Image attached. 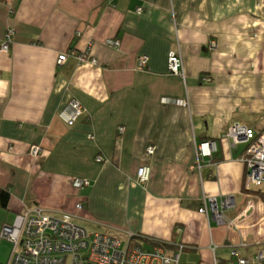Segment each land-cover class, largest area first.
Masks as SVG:
<instances>
[{
	"label": "crops",
	"instance_id": "0c3cea01",
	"mask_svg": "<svg viewBox=\"0 0 264 264\" xmlns=\"http://www.w3.org/2000/svg\"><path fill=\"white\" fill-rule=\"evenodd\" d=\"M11 29L0 51V264L14 248L3 226L34 206L90 233L134 234L147 250L149 238L169 255L200 249L205 264L264 249V186L247 188L248 145L227 136L234 122L264 130V0H0V47ZM171 52L183 74L170 71ZM74 101L84 115L70 126L61 113ZM208 139L217 150L201 158Z\"/></svg>",
	"mask_w": 264,
	"mask_h": 264
},
{
	"label": "built area",
	"instance_id": "2783aa9c",
	"mask_svg": "<svg viewBox=\"0 0 264 264\" xmlns=\"http://www.w3.org/2000/svg\"><path fill=\"white\" fill-rule=\"evenodd\" d=\"M14 34L11 29L6 41L1 45L0 51H8ZM111 44L115 41L109 40ZM73 55L81 61L88 60V55L73 51ZM69 53L59 56V63L68 60ZM87 56V57H86ZM97 62L96 59H92ZM148 58L144 56L141 64L146 66ZM169 69L172 73L183 74L181 58L175 52L169 56ZM166 103H174L186 106L188 103L180 98H163ZM84 115V109L80 101H74L66 108L61 116L70 126H74L79 118ZM233 141V145L247 143V156L245 160L249 164L246 179L247 188H260L264 186V131L257 134L252 125L243 122H234L227 133ZM40 148H33V153H38ZM217 150L216 140H208L196 145L199 157H213ZM148 153H154V147H148ZM102 161V157H98ZM150 166H141L138 170V179L144 184L150 180ZM75 186L81 188L89 185L90 181L76 178ZM82 205L79 204V207ZM209 211L207 206L200 211ZM220 222H224L223 214L216 211ZM1 235L10 240L13 245V256L10 264H180V252L169 255L166 251L156 246L147 250L142 244L134 242L135 235H128L126 239L110 233L97 231L92 234L86 227L78 223L73 215L62 213L52 214L39 206L28 207L17 214L13 224L3 226ZM201 248V247H200ZM205 250V247L202 248ZM89 251V255L85 253ZM234 259L223 264H264V249L253 257H241L236 251ZM214 264H220L217 258Z\"/></svg>",
	"mask_w": 264,
	"mask_h": 264
},
{
	"label": "rangeland",
	"instance_id": "374dc122",
	"mask_svg": "<svg viewBox=\"0 0 264 264\" xmlns=\"http://www.w3.org/2000/svg\"><path fill=\"white\" fill-rule=\"evenodd\" d=\"M144 247H148L146 244H143ZM194 248H200V246H193ZM205 254L200 249H186L182 251L180 264H205L204 260ZM202 261V262H201Z\"/></svg>",
	"mask_w": 264,
	"mask_h": 264
},
{
	"label": "trees",
	"instance_id": "16d2710c",
	"mask_svg": "<svg viewBox=\"0 0 264 264\" xmlns=\"http://www.w3.org/2000/svg\"><path fill=\"white\" fill-rule=\"evenodd\" d=\"M208 79V78H207ZM253 128H254V130H255V132L257 133V134H259V133H262L264 130H262V131H260L256 126H252ZM228 133V132H227ZM231 139V138H230ZM208 140H211V139H208ZM208 140H205V141H208ZM231 141H232V139H231ZM200 143V142H199ZM198 143V144H199ZM245 143V142H244ZM244 143H240V144H244ZM239 145V144H238ZM10 193H9V191H4V192H1V196L3 195V200L5 201V200H7V198H8V195H9ZM95 232H97V231H95ZM102 232V231H101ZM90 234H92V233H90ZM135 237V236H134ZM152 240V239H151ZM150 240V238H149V240L148 241H150L152 244H153V246H164V247H168V245L167 244H165V243H162V242H160V241H158V240H152L151 241ZM151 249V248H150ZM85 255H89V251H87L86 253H85Z\"/></svg>",
	"mask_w": 264,
	"mask_h": 264
},
{
	"label": "clouds",
	"instance_id": "9594fccd",
	"mask_svg": "<svg viewBox=\"0 0 264 264\" xmlns=\"http://www.w3.org/2000/svg\"><path fill=\"white\" fill-rule=\"evenodd\" d=\"M244 123V122H243ZM228 136V135H227ZM230 138V137H229ZM211 140H214V139H211ZM217 142V141H216ZM232 143H233V141H232ZM235 146V145H234Z\"/></svg>",
	"mask_w": 264,
	"mask_h": 264
}]
</instances>
